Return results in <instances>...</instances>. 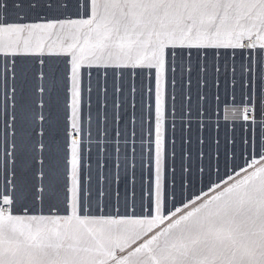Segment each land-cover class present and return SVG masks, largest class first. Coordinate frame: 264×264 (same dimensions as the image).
<instances>
[{
  "label": "snow or ice",
  "instance_id": "1",
  "mask_svg": "<svg viewBox=\"0 0 264 264\" xmlns=\"http://www.w3.org/2000/svg\"><path fill=\"white\" fill-rule=\"evenodd\" d=\"M0 264H264V0H0Z\"/></svg>",
  "mask_w": 264,
  "mask_h": 264
}]
</instances>
